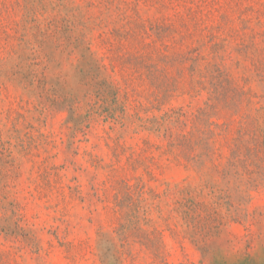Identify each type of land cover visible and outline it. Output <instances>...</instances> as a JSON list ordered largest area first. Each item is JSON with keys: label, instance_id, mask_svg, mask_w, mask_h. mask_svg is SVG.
Returning a JSON list of instances; mask_svg holds the SVG:
<instances>
[{"label": "rangeland", "instance_id": "374dc122", "mask_svg": "<svg viewBox=\"0 0 264 264\" xmlns=\"http://www.w3.org/2000/svg\"><path fill=\"white\" fill-rule=\"evenodd\" d=\"M0 264H264V0H0Z\"/></svg>", "mask_w": 264, "mask_h": 264}]
</instances>
